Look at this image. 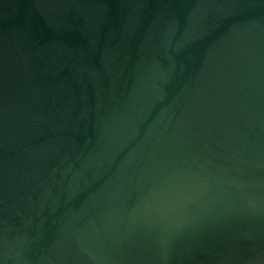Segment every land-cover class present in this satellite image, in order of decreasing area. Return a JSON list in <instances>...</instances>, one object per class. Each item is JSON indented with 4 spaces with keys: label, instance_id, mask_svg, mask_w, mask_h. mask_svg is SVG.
Returning a JSON list of instances; mask_svg holds the SVG:
<instances>
[{
    "label": "water",
    "instance_id": "95a60500",
    "mask_svg": "<svg viewBox=\"0 0 264 264\" xmlns=\"http://www.w3.org/2000/svg\"><path fill=\"white\" fill-rule=\"evenodd\" d=\"M0 264H264V0H0Z\"/></svg>",
    "mask_w": 264,
    "mask_h": 264
}]
</instances>
